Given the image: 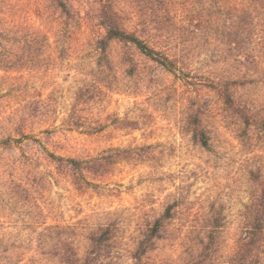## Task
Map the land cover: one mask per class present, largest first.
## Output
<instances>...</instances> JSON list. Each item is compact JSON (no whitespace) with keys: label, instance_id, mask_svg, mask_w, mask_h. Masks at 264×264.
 <instances>
[{"label":"rangeland","instance_id":"1","mask_svg":"<svg viewBox=\"0 0 264 264\" xmlns=\"http://www.w3.org/2000/svg\"><path fill=\"white\" fill-rule=\"evenodd\" d=\"M68 1L80 27L65 52L54 45L53 56L40 59L29 89H6L0 79V141L19 139L12 149L0 145V264H60L47 243L68 238L84 254L89 233L109 225L118 243L114 262L134 264L143 232L165 216L163 238L144 264L198 260L217 219L206 263L229 264L258 194L256 176L264 175V130L248 127L236 112L264 122V0ZM110 1L128 29L144 19L164 26L163 41L178 55L175 71L138 55L130 76L121 63L126 50L115 43L112 71L102 72L92 52L104 34L98 11ZM57 17L52 0H0V19L12 25L51 30L61 24ZM231 26L253 27L257 36L233 50ZM222 77H243L227 89L235 109L224 89L210 85ZM15 112L22 118L9 119ZM199 128L209 147L195 139ZM21 131L56 155L89 161L93 172L79 180L47 168L40 144ZM24 155L35 156V165ZM37 169L47 175L29 186L25 200L20 185ZM45 222L60 228L47 237Z\"/></svg>","mask_w":264,"mask_h":264},{"label":"trees","instance_id":"2","mask_svg":"<svg viewBox=\"0 0 264 264\" xmlns=\"http://www.w3.org/2000/svg\"><path fill=\"white\" fill-rule=\"evenodd\" d=\"M52 3L61 24L52 27L51 30H45L32 24L12 25L4 19H0V72L4 73V75H0V79L6 89H29L27 86L31 77L36 75L41 68L42 61L40 59L47 54L53 56L54 45L62 48V52H65L63 46L66 39L72 40L77 36L80 27L77 11L68 0H52ZM125 16L115 8V4L111 1L109 4L102 5L98 11L99 25L103 28L104 34L96 36L92 54L102 72L110 73L112 71L111 47L115 43L120 44L126 50L121 63L126 66V72L130 76L137 71L135 59L138 55L157 63L168 71H175L179 66L178 55L171 54L166 42L163 41L164 36L161 32H166L164 26L157 23V19L155 21L144 19L137 27L128 29ZM242 19L246 20L245 17ZM153 22H155L154 25ZM227 34L226 37L231 38L230 45L234 46L233 50H238L242 42L250 44L257 36L253 27L241 30L231 26L228 28ZM242 35H244L243 40L239 41V37ZM58 47L56 50L59 49ZM242 78L222 77L210 81V85L214 89H224L219 91L220 94L228 104L233 106V95L227 89H233V86L238 85L239 79ZM32 89L36 88L32 87ZM236 112L245 120L248 127L260 126L264 130V122L260 123L255 120L254 115L239 107H236ZM21 118L16 112L9 117V119ZM19 134L23 138L32 139L40 144L44 159L47 161V168L55 166L60 174L72 179L81 178L79 180L86 179V172H93L94 167L89 166V161L56 155L50 152L38 139H34L22 131ZM194 137L203 147H209L210 139L204 129H195ZM17 140L19 139L9 134L6 138L1 139L0 145L4 150L12 149L18 142ZM24 157L26 165H35L37 161L34 160L35 156L24 155ZM36 172L35 175H32L33 179L27 177L23 185H20L25 200L32 197L29 186L36 182L37 177L43 179L47 175L40 169H37ZM255 181L258 184V194L254 195L252 203L246 209L243 233L230 257L229 264H260L264 255V175H257ZM170 214L171 210L168 211V215ZM167 220L168 216L159 218L153 227H149L143 232L132 253L134 264H144L147 254L154 249V242L163 238L162 233ZM220 223L219 219L214 221L215 226L213 225L208 233V243L205 244L201 241L205 246L202 254L199 255L198 260L192 261L191 264H207L206 261L211 259V252L214 251L213 244L217 238L216 231ZM44 224H46V228L42 234L47 237H51L47 233H51L55 228H60L59 226H47L46 222ZM86 239L88 245L84 254L68 238L60 240V243H53V245L47 243V246L54 250L53 256L58 259L60 264H118L114 262V258H118L116 256L118 243L112 226H101L91 231Z\"/></svg>","mask_w":264,"mask_h":264}]
</instances>
